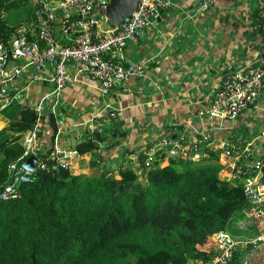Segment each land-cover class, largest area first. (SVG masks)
<instances>
[{
	"label": "trees",
	"instance_id": "1",
	"mask_svg": "<svg viewBox=\"0 0 264 264\" xmlns=\"http://www.w3.org/2000/svg\"><path fill=\"white\" fill-rule=\"evenodd\" d=\"M29 6L33 14L39 9L33 0H0V42L7 43L14 29L26 23L8 24V9L26 12ZM24 26L31 30L29 40H33L38 30L36 18ZM130 45L122 50L124 69L130 62L125 56ZM130 63L144 69L143 63ZM135 77L139 76L130 75L122 82ZM113 90L102 97L107 104ZM51 91L52 86L41 114L13 98L4 106L0 104L5 121L0 130V194L11 181L10 164L21 165L27 160L24 136L39 123L50 126L52 140L57 135V122L65 112L62 97L52 110ZM119 112L105 111L107 115L99 119ZM121 125L114 123L112 131L107 126L86 130L75 144L73 149L81 157L97 154L89 163V174L61 168L38 170L29 182L15 187L14 198L0 199V264H187L211 256L213 249L202 247L214 246L211 238L216 233L225 232L238 240L235 236L254 231V226L248 227L250 230L237 228L238 222L248 219L250 203L241 180L230 183L219 174L221 166L213 150L197 161L170 159L162 166L161 152H156L152 161L147 154L134 161L128 158L134 151L125 148L114 157L119 163L116 173L100 165L106 161L99 154L100 145L106 143L102 149L106 151L119 149L127 138ZM65 133L63 124L59 136ZM165 138L173 141L171 137L160 140ZM38 143L43 145L41 137ZM147 159L149 167H145ZM250 252L239 250L234 260Z\"/></svg>",
	"mask_w": 264,
	"mask_h": 264
},
{
	"label": "crops",
	"instance_id": "2",
	"mask_svg": "<svg viewBox=\"0 0 264 264\" xmlns=\"http://www.w3.org/2000/svg\"><path fill=\"white\" fill-rule=\"evenodd\" d=\"M204 2H209L206 10H202ZM237 5L241 13L236 11ZM230 9L237 18L227 14ZM125 56L130 62L143 63V74L114 89L109 104L101 97L97 83L88 77H80L64 89L65 115L60 122L65 125L66 133L59 137L60 148L73 149L86 130L107 126L112 131L114 123L119 121L120 130L127 133V138L119 149L106 151L102 149L107 144L100 145L99 154L106 160L100 164L106 167L117 169V165H110V160L115 162L114 157L125 148L134 151L128 158L137 160L138 155L155 151L161 138L189 140L212 125L218 126L211 128L215 136L210 145L199 144L200 159L209 151L214 152L221 141L252 140L255 150L264 149V137L257 141L264 130V83L256 102L235 120L217 124L216 120L198 115L209 108L216 90L232 72L264 59V0H173L159 20L126 49ZM14 63L10 62L9 66ZM40 71L41 76L34 80L30 69L19 83L12 84L9 94L12 96L23 87L20 103L35 108L43 100L44 110L51 90L47 77L52 68L46 64ZM105 111L120 112L99 119L107 115ZM4 126L0 115V130ZM39 126L38 137L44 142V151H50L54 147L53 131L47 124ZM84 159L88 160L87 171L91 172L89 156L81 157L79 168L83 167L80 162ZM78 171L77 167L74 174ZM262 230L263 224L254 226L255 234ZM213 248L210 244L202 247L210 251ZM249 254L252 264H264V246Z\"/></svg>",
	"mask_w": 264,
	"mask_h": 264
},
{
	"label": "built area",
	"instance_id": "3",
	"mask_svg": "<svg viewBox=\"0 0 264 264\" xmlns=\"http://www.w3.org/2000/svg\"><path fill=\"white\" fill-rule=\"evenodd\" d=\"M172 1L138 0L131 14L124 17L118 26L109 27L101 11L110 0H33L39 8L36 13L38 30L33 34L34 39L29 40L31 30L23 25L14 29L7 43L0 42V102L5 101L2 104L4 106L13 98L9 94L10 87L19 83L28 74V70H33L34 80L38 79L41 68L46 64L52 68L47 81L52 86L50 96L53 97V111L59 105L63 90L76 83L80 77H88L99 84L101 97L105 98L128 76L142 75L141 64L134 66L129 62L126 69L121 66L125 60L122 50L128 44L136 43L139 36L170 8ZM208 5L209 2H204L202 10H206ZM21 60L23 63H17ZM12 61L15 63L9 66ZM72 69L75 73L71 72ZM263 83V58L258 59L254 65L240 66L223 80L209 108L198 115L216 120L217 124L235 120L256 102ZM20 96L21 91L17 94V97ZM42 104L43 100L35 107L39 114L43 110ZM40 124L23 138V156L27 159L36 158L35 169H25L24 163L10 164L11 181L0 194L1 200L14 198L15 187L29 182L30 176L38 170L61 168L71 171L77 168L74 164L81 156L74 149L58 146L63 123L57 122V135L50 151H44L43 146L38 143ZM213 127L218 126L205 128L198 137L189 140L184 137L173 141L162 139L155 151L146 153L147 157L152 161L153 155L161 152L162 163L170 159L197 161L200 159L199 144L210 145L213 141ZM263 137L264 130L257 141H261ZM215 152L222 178L230 183L235 180L242 182L244 194L250 203V211L247 213L249 227L256 226L257 223L263 224V230L250 240H233L225 232L216 233L212 236L215 248L213 255L205 261L187 264H248V258L244 257L236 262L234 255L239 250H254L264 246V185L260 184L263 178L261 171L264 168V149L255 150L252 140H237L231 143L219 142L215 146ZM148 159L145 167L150 166Z\"/></svg>",
	"mask_w": 264,
	"mask_h": 264
},
{
	"label": "rangeland",
	"instance_id": "4",
	"mask_svg": "<svg viewBox=\"0 0 264 264\" xmlns=\"http://www.w3.org/2000/svg\"><path fill=\"white\" fill-rule=\"evenodd\" d=\"M232 4H235L236 5V3H232ZM235 5H233V6H235ZM34 6H36L38 8V5L37 4H34ZM237 6L238 7H237L236 11L238 13H241L242 11H241L239 5H237ZM31 10H32V14H31ZM37 11L35 12V14H33V7L32 6H29L26 9V12H21V10H19V9H17L15 7H10L8 9V11L6 12V19H7L8 24H10V25L11 24H16L18 22H23V21L25 22L26 21V23H24L23 25L29 26L34 21V19L36 18ZM101 13L104 14V11H101ZM227 14H229L231 16V18H233V19L234 18H237L236 13L233 10H231V9L227 11ZM33 16H34V18H33ZM29 71L30 70H28V72ZM22 88H20L19 90H15L14 91V93H13L12 96H13V99L15 101H19L20 102V100H21L20 97H22V93H21V96L20 97H17V94H19L20 91L23 92V89ZM4 103H5V101L4 102H0V104H4ZM93 157H94L93 155H90L89 156L90 159H93ZM95 157H96V155H95ZM79 161L80 160H77V162L74 164V167H78V170H79L78 173L81 172L82 170H84L85 171L84 174H86V173L89 174V172L87 171L88 160L87 159H84V160H82V163L80 162V164L83 165L82 168L81 167L79 168ZM110 162H111L110 165H113V166L119 165V163H115L112 160H110ZM168 163H169V161L168 162H164L162 166H165ZM100 165H102V164H100ZM110 168H111V172H113L115 167H110ZM100 170H103V168H101ZM75 171H76V169H72L71 170L72 173H74ZM114 173H115V171H114ZM249 220H250L249 218L248 219L246 218V219L242 220L241 222H238L237 228L242 229V230H245V229L247 230L248 227H249V222H248ZM250 229H248V230H250ZM247 233H249L248 236H240L239 235V236H235V237L238 240H250V239L254 238L252 236L256 235L255 234L256 231H248ZM250 237H252V238H250ZM211 239H212V241H214L213 237ZM213 245H214V242H213ZM214 252H215V248H213V252H212L211 256L213 255ZM245 257L248 258L247 263L248 264H252L251 255L249 254V256H248V254H245Z\"/></svg>",
	"mask_w": 264,
	"mask_h": 264
},
{
	"label": "water",
	"instance_id": "5",
	"mask_svg": "<svg viewBox=\"0 0 264 264\" xmlns=\"http://www.w3.org/2000/svg\"><path fill=\"white\" fill-rule=\"evenodd\" d=\"M138 0H110L109 4L104 8V15L107 19L109 27L118 26L121 20L132 13L137 5ZM36 158L30 157L24 162V168L34 170L36 166ZM263 178L260 181L264 185V168L262 169Z\"/></svg>",
	"mask_w": 264,
	"mask_h": 264
}]
</instances>
